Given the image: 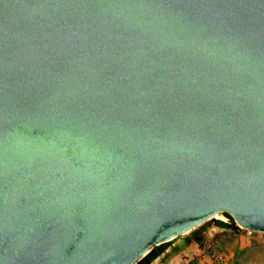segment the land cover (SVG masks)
<instances>
[{
  "label": "water",
  "instance_id": "95a60500",
  "mask_svg": "<svg viewBox=\"0 0 264 264\" xmlns=\"http://www.w3.org/2000/svg\"><path fill=\"white\" fill-rule=\"evenodd\" d=\"M220 213L264 232V0H0V264H149Z\"/></svg>",
  "mask_w": 264,
  "mask_h": 264
},
{
  "label": "rangeland",
  "instance_id": "374dc122",
  "mask_svg": "<svg viewBox=\"0 0 264 264\" xmlns=\"http://www.w3.org/2000/svg\"><path fill=\"white\" fill-rule=\"evenodd\" d=\"M213 219L229 220L224 213H220L178 236L166 245L163 251L166 253L158 259L157 264L166 263L165 260L176 253L182 256L183 261L180 264H204L211 249L210 244L224 254L226 260L223 264H264V232L241 227L209 230L214 225ZM197 230H202V240L185 243Z\"/></svg>",
  "mask_w": 264,
  "mask_h": 264
},
{
  "label": "trees",
  "instance_id": "16d2710c",
  "mask_svg": "<svg viewBox=\"0 0 264 264\" xmlns=\"http://www.w3.org/2000/svg\"><path fill=\"white\" fill-rule=\"evenodd\" d=\"M227 217H228V221H223V220H216V225L217 226H221V227H225V228H233V229H236L240 226H238V224L234 221V219L232 218V216H230V214L228 213H224ZM202 237H203V234H202V230H197L195 231L192 236L190 238H188L186 240L185 243H191V241H201L202 240ZM169 242L165 243V244H162L158 250V252L161 254L163 253V251L166 249V245L168 244ZM160 254H157V252H155L152 256H151V261L156 258L157 256H159Z\"/></svg>",
  "mask_w": 264,
  "mask_h": 264
},
{
  "label": "built area",
  "instance_id": "2783aa9c",
  "mask_svg": "<svg viewBox=\"0 0 264 264\" xmlns=\"http://www.w3.org/2000/svg\"><path fill=\"white\" fill-rule=\"evenodd\" d=\"M215 224V223H214ZM216 225V224H215ZM214 245L210 244L211 247L210 251L206 255V259L204 264H223L225 263V256L224 254L217 248L212 247Z\"/></svg>",
  "mask_w": 264,
  "mask_h": 264
},
{
  "label": "crops",
  "instance_id": "0c3cea01",
  "mask_svg": "<svg viewBox=\"0 0 264 264\" xmlns=\"http://www.w3.org/2000/svg\"><path fill=\"white\" fill-rule=\"evenodd\" d=\"M218 229H230V228H223V227H221V226H217V225H213L212 224V226L210 227V229L209 230H217L218 231ZM209 232V231H208ZM164 253H166V251L165 252H163V253H161L159 256H157L156 258H154L153 259V261L152 262H150L149 264H157V261H158V259L162 256V255H164ZM177 254V253H176ZM174 255V256H170V257H168L167 258V260H165V262L166 263H162V264H180L182 261H183V259H182V256L180 255V254H177V255Z\"/></svg>",
  "mask_w": 264,
  "mask_h": 264
}]
</instances>
